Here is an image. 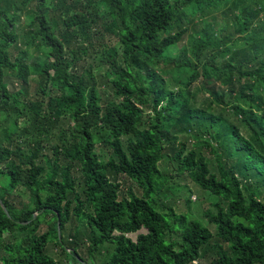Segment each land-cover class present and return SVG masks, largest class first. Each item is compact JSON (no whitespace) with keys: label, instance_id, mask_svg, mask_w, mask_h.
<instances>
[{"label":"trees","instance_id":"trees-1","mask_svg":"<svg viewBox=\"0 0 264 264\" xmlns=\"http://www.w3.org/2000/svg\"><path fill=\"white\" fill-rule=\"evenodd\" d=\"M0 200V264H264V0H0Z\"/></svg>","mask_w":264,"mask_h":264},{"label":"rangeland","instance_id":"rangeland-1","mask_svg":"<svg viewBox=\"0 0 264 264\" xmlns=\"http://www.w3.org/2000/svg\"><path fill=\"white\" fill-rule=\"evenodd\" d=\"M25 19L22 20V22L24 23ZM26 25L27 24H22L23 29H26ZM21 29V30H23ZM41 56L36 55L35 61H38L40 59ZM99 73V70H98ZM99 76V74H98ZM172 74L169 72L167 74L168 78H171ZM99 80H98V84L100 87V91L106 96L110 95L111 92V84L109 82V80L105 77H101L99 76ZM35 79V78H34ZM7 82L9 83V86L12 90H18L21 87H23V83L21 80H19L17 77L14 76V74H10L7 78ZM34 90V88H33ZM51 93L53 95L58 94L59 91L57 90H51ZM199 100H207L208 97H206V95L204 94H200L199 96ZM19 133L22 134V130L19 131ZM58 138H46V148L45 151L47 153H51V144L57 143ZM99 151L102 154L103 158H109V156L112 154V152L114 151V149L112 148V146H104V145H99L98 147ZM208 160L212 161L213 157L211 155H208ZM42 163H45L44 159H41ZM162 169L164 170V172H169L170 174H175L174 172V168L173 165L170 164L169 162L164 161L161 164ZM121 182L123 183V187H124V191L127 192L129 188H134L135 191L141 195L142 190L139 188L138 184L136 182L130 181L128 179H120ZM176 185H181L178 186L179 190L177 194H174V199L169 200V202H174V204L176 205V209L177 211H184L188 208L189 211L193 214H195V217H200V215L202 216L205 212L207 211H214L215 207L214 204L217 203L220 199L214 197L212 194H210L207 190H204L203 188H201L200 186H198L192 179L191 177L186 173L185 175L181 176V177H177V179L175 180ZM23 192H27V189L21 188ZM25 190V191H24ZM168 192V191H166ZM22 193L21 194H16L17 197V205L19 207H21V203L20 201H24L26 199V194ZM226 204H224L225 206ZM188 214V213H186ZM189 215V214H188ZM197 215V216H196ZM72 228L74 227V225L71 226ZM209 227L215 232L216 228L214 225L209 224ZM47 225H44L43 228L40 230L39 233H42L44 231H47ZM71 228V230H72ZM84 227L81 230V234H82V240L85 241L86 248H84V250L81 252L83 256L87 257V249L89 248V242L86 241L87 238L85 237L84 234ZM147 230H142L140 233H134V234H130L129 237H131L133 240L137 241L138 236L140 234H145L147 233ZM65 240H68L71 238V234L70 233H66V236L64 237ZM46 253L48 255H50L51 257H53L57 262H59V264H76L74 262V260L70 257L67 256L66 253H64L62 251L61 246H59L57 243L52 242L48 244ZM108 256H105L103 258L99 257L100 261H102V259H107ZM76 261L78 263H82L81 259H76ZM196 264H210L209 260L203 259L200 262H197Z\"/></svg>","mask_w":264,"mask_h":264},{"label":"water","instance_id":"water-1","mask_svg":"<svg viewBox=\"0 0 264 264\" xmlns=\"http://www.w3.org/2000/svg\"><path fill=\"white\" fill-rule=\"evenodd\" d=\"M1 201V200H0ZM4 209L7 211L6 207H4Z\"/></svg>","mask_w":264,"mask_h":264}]
</instances>
